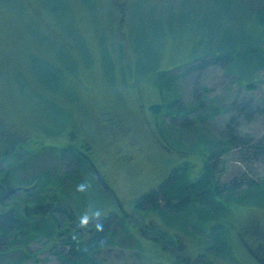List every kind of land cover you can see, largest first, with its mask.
<instances>
[{
    "label": "rangeland",
    "instance_id": "obj_1",
    "mask_svg": "<svg viewBox=\"0 0 264 264\" xmlns=\"http://www.w3.org/2000/svg\"><path fill=\"white\" fill-rule=\"evenodd\" d=\"M115 2L127 10L123 24L110 0H0V121L18 140L15 157L0 161V212L22 210L26 197L39 206L60 201L62 231L80 229L84 245L92 232L99 237L83 264H264V190L247 187L264 178V154L251 149L264 136L263 70L243 71L253 67L243 49L255 42L243 13L264 0ZM230 39L242 47L234 55L246 79L220 63L188 69ZM230 121L238 146L222 145ZM208 149L217 182L242 183L228 208L214 209L222 254L206 251L216 243L196 213L134 206L176 168L198 176ZM46 174L57 176L52 190L61 196L36 197L35 179ZM51 242L12 236L0 245V264H64L66 252Z\"/></svg>",
    "mask_w": 264,
    "mask_h": 264
},
{
    "label": "trees",
    "instance_id": "obj_2",
    "mask_svg": "<svg viewBox=\"0 0 264 264\" xmlns=\"http://www.w3.org/2000/svg\"><path fill=\"white\" fill-rule=\"evenodd\" d=\"M243 15L248 18V25L244 21L245 26L254 30L253 38L255 40L253 45L246 46L247 48L243 49L244 53L251 57L253 66L251 69L246 67V69L243 71L244 73H251V75H253L263 70L264 83V7H259L255 11L247 10L243 13ZM218 43L219 42H217V45H215V48H212L213 50L215 49L216 52L212 57H210L211 59L204 61L201 60V58H194L192 63H190L188 66V69L202 67L210 62L220 63L224 68L233 70L234 73L238 75L240 81L246 79V74L241 72L243 67L239 65L238 62L236 63V57L234 55V52L242 50V47L238 44V42L232 39L228 40V42L224 41L223 43ZM237 56H241L242 59L243 55L238 54ZM197 61H200V63ZM196 62L197 65H193ZM255 81L256 79H253V82ZM249 103V99L243 101V107L240 110L246 112L249 108ZM260 104L264 105V103ZM260 104L255 101L253 102L252 106L257 108V105ZM159 107L160 104H154L150 106V108L155 111H159ZM180 108L181 107H179L177 111H180ZM166 110V113H168V111L170 112L168 106ZM230 120H232V118ZM232 123L233 121L228 123V130L230 131L228 132V136L225 137L224 144H222L223 146H225L227 143L234 146H238L240 143H242V140L240 137H238V134L233 132L231 129ZM251 149L264 154V136L256 139L252 143ZM65 151L68 150L60 149V152H62L61 155L64 154ZM210 151L211 150L208 149L200 173L194 179H187L185 173L184 177L177 176V172L179 170L176 168L174 171L170 172L160 184L146 190L145 193H142L140 196H138V198L135 200L134 206L135 209L140 211L158 210L164 215L169 214L168 212H173L178 215L184 214L185 211L193 214L196 213L197 218L200 219V222H206L208 224L209 229H203L204 232L207 234L209 233L207 238L216 243L215 245H207L206 247L208 248L206 251L208 250L213 254H222L224 253L223 251L226 250L223 238L224 231L222 230L224 227H222V224L217 218V216H220V212H216L214 209H217V211H222L221 208H228L227 205L233 200L231 194L234 193L235 189L241 186L242 183L241 181L237 183L236 180L233 179L231 181V187L226 183L219 184L214 175L213 167L214 160L217 157L212 153V151ZM73 153L77 164H88V160L86 158L87 156L85 157L83 154H79L74 151ZM9 157L6 159L11 160L15 157V155H10ZM57 180L58 179L56 175H54V177H50L47 174L44 178L39 177L37 180L35 179V183L37 185L36 187L38 188L37 193H40L36 197L39 199L47 190V193H51V195L55 194L56 196H61L62 192H55L52 190L56 186H59L56 182ZM31 186L32 185L29 187L31 188ZM247 187L255 188L256 190L258 189L259 193H262L264 190V178L258 183H255V185H252V182L248 183ZM17 189H21L20 185H17ZM8 191L9 189L6 190V192ZM14 202H17V206L19 207L20 202ZM22 202L25 203V207L22 210L14 206L13 203L12 210H9L11 208L10 205L9 207H5L4 211L0 212V245L6 242V240L12 236H16L19 233L23 234L24 241L28 240L32 235H47V237H49V239L52 241L50 247L53 252L57 254V251L61 253V250L66 252V254L62 256L64 264H83V261L86 260L87 256H89V252L93 248L92 242L99 238L96 236V233L92 232L88 239V244L84 245L85 241L82 237V233L79 232L80 229L77 228L76 230L62 231L60 228V221L55 216V209H57L56 206L60 205V201L58 203H53V207L46 205L39 206L44 204V202L35 203L34 201H29L27 197L22 199ZM53 210L54 212H52ZM40 211H44V213ZM39 212L41 214L40 217H38ZM202 212L206 213L203 215ZM59 213L62 214L63 217L66 216L64 208H62ZM51 214H53L56 219H53ZM42 216H45V218ZM105 217L106 215H104L102 218ZM101 220L102 221L100 224L103 227L105 226L103 223L107 222L106 220ZM100 230L102 231L101 227ZM12 241L13 240H11V242ZM9 245H12V243H9ZM211 248L214 250L210 251ZM1 253L2 252H0V256Z\"/></svg>",
    "mask_w": 264,
    "mask_h": 264
},
{
    "label": "flooded vegetation",
    "instance_id": "obj_3",
    "mask_svg": "<svg viewBox=\"0 0 264 264\" xmlns=\"http://www.w3.org/2000/svg\"><path fill=\"white\" fill-rule=\"evenodd\" d=\"M110 1L112 2V4L114 5L115 8L119 9L120 20H121L119 22V24H123V22L126 20V17H124V15H125L127 10L115 2V1H119V0H110ZM121 1L124 2V0H121ZM108 122H110V124H113L114 119H112L110 117V118H108ZM6 127H7V125H5L4 122L0 121V141H1V143H0V161L6 160V158H8L10 156L9 155L10 153L13 154V151L16 149V147L14 149H12V148L14 147V144L18 141L15 136H12L9 133L8 134L6 133V130H5ZM85 144L87 145L86 142L84 143V145ZM80 153L88 157V155L85 154L84 151H81Z\"/></svg>",
    "mask_w": 264,
    "mask_h": 264
}]
</instances>
